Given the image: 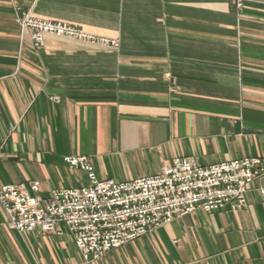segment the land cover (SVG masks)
<instances>
[{
    "label": "crops",
    "instance_id": "0c3cea01",
    "mask_svg": "<svg viewBox=\"0 0 264 264\" xmlns=\"http://www.w3.org/2000/svg\"><path fill=\"white\" fill-rule=\"evenodd\" d=\"M76 24L117 47L46 35L21 12ZM58 96L59 102L51 100ZM158 173L175 157L264 158V0H0V186ZM264 175L238 210L198 209L85 262L69 231L18 232L0 203V264H264Z\"/></svg>",
    "mask_w": 264,
    "mask_h": 264
},
{
    "label": "built area",
    "instance_id": "2783aa9c",
    "mask_svg": "<svg viewBox=\"0 0 264 264\" xmlns=\"http://www.w3.org/2000/svg\"><path fill=\"white\" fill-rule=\"evenodd\" d=\"M237 9L243 0H229ZM17 23L29 35L33 48L46 35L77 39L100 46L117 47L116 39L85 31L80 26L21 12ZM51 100L59 102L58 96ZM70 169L84 171L87 183L55 188L42 202L36 193L40 182L0 186V203L7 227L18 232L39 230L57 234L64 226L85 262L145 236L174 218L201 209L206 212L243 208L251 184L264 175V158L245 157L211 165H198L191 157H175L158 173L127 181L99 179L85 155H67ZM264 197V189H260Z\"/></svg>",
    "mask_w": 264,
    "mask_h": 264
}]
</instances>
